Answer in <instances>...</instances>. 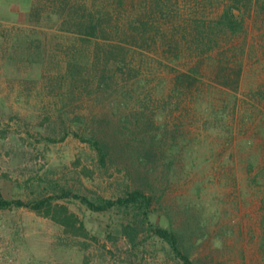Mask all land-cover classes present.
Segmentation results:
<instances>
[{"label":"rangeland","instance_id":"rangeland-1","mask_svg":"<svg viewBox=\"0 0 264 264\" xmlns=\"http://www.w3.org/2000/svg\"><path fill=\"white\" fill-rule=\"evenodd\" d=\"M84 3L0 0L3 197L27 202L71 190L116 199L142 187L158 198L151 220L177 231L195 264H264V0L242 2L241 31L200 40L194 18L208 26L225 3L178 0L144 40L129 38L116 56L127 66L106 70L109 88L98 83L105 60L115 59L95 63L63 24ZM149 3L124 5L133 13ZM63 130L105 142L112 135V156L103 165L72 135L47 142ZM53 205L74 214L86 236L26 208L0 210V264H179L132 210ZM126 226L137 229L134 244Z\"/></svg>","mask_w":264,"mask_h":264},{"label":"trees","instance_id":"trees-1","mask_svg":"<svg viewBox=\"0 0 264 264\" xmlns=\"http://www.w3.org/2000/svg\"><path fill=\"white\" fill-rule=\"evenodd\" d=\"M90 1V4L84 3V5H79L74 11L68 12L69 17L63 21V24L69 27L70 30H74L75 35L78 34V36H80V41L84 43L85 49L88 47L90 52L95 55V63H98L99 59L103 57L105 59H115V62L112 63L105 60L102 71L103 75L101 76V80H99L100 83H98V86H102L103 84V87L109 88L113 74H109L106 70L113 66H116L120 70L122 66H127L124 63V57L121 60L122 65L117 64L116 56L122 53V51H125V45H128L129 38L134 39L135 36H138L144 40L145 37H147L146 35H149V32L155 31L158 28L157 23L159 17L166 20L173 15L172 8L175 2L178 3V0H150L149 6L142 7L140 10L133 13H129L125 7L124 4L126 0ZM207 1L211 2L213 0ZM215 1L225 3L221 14L216 20L211 21V24L209 23L208 26L202 18H194L193 20V30L196 32L194 37L196 40H200L205 36L208 37V33L215 35L217 31L236 34L243 28L242 2H244V0ZM61 4H63V8H65L70 3ZM137 7H139V5L134 8ZM52 15L53 14L50 13L49 17H53ZM55 15L53 18H57ZM190 34L192 35L194 33ZM80 56L83 55L80 54ZM69 65L73 75L76 74L74 72V70H76V62H70ZM109 72H111V70H109ZM106 73H108V76H105ZM71 78V83H74V78ZM62 124L64 126L65 123ZM69 135L74 136L81 142L88 143L95 150L99 162L103 165L106 163L107 158L112 156L111 150L114 148L109 145L112 135L109 138V142H105L103 139L99 138L98 134L84 136L78 131L69 133L68 130H63L59 139L47 137L46 140L47 142L55 143L64 140ZM132 158L136 160L138 156ZM138 161L142 162L139 158ZM123 194L124 195L116 199L98 198L96 200H91L71 190H62L60 195L37 198L34 201L26 202L23 200L6 199L0 192V210L26 208L39 215L50 218L55 223L62 226L65 232L83 236H86L83 224L74 214L70 213L66 207H55L53 205L55 198L78 200L86 206L87 209L93 212L104 213L114 208L127 212L132 210L135 217H141L140 222L147 226L148 233L167 246L169 252L178 260L179 264H195L186 252L181 235L174 229L168 226L165 227L158 221L154 222L151 220L153 216V211L151 209L158 199L155 193L152 191L147 193L142 187H126ZM124 232L134 244L137 239V229L126 226L124 227Z\"/></svg>","mask_w":264,"mask_h":264}]
</instances>
